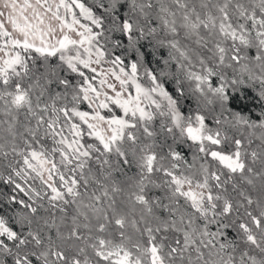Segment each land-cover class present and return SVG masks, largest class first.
Segmentation results:
<instances>
[{
    "label": "snow or ice",
    "instance_id": "6c2138e0",
    "mask_svg": "<svg viewBox=\"0 0 264 264\" xmlns=\"http://www.w3.org/2000/svg\"><path fill=\"white\" fill-rule=\"evenodd\" d=\"M0 264H264V0H0Z\"/></svg>",
    "mask_w": 264,
    "mask_h": 264
}]
</instances>
